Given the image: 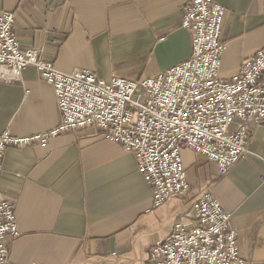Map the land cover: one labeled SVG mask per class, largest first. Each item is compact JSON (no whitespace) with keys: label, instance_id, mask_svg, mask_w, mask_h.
I'll list each match as a JSON object with an SVG mask.
<instances>
[{"label":"crops","instance_id":"0c3cea01","mask_svg":"<svg viewBox=\"0 0 264 264\" xmlns=\"http://www.w3.org/2000/svg\"><path fill=\"white\" fill-rule=\"evenodd\" d=\"M194 0H0L16 12L24 49L37 47L62 72L90 69L106 81L153 76L192 56L182 26ZM226 8L220 77L237 75L264 46V0H216ZM61 122L53 86L30 65L0 81V134L43 132ZM242 119H236V130ZM249 149L264 156V119L250 122ZM192 186L160 206L138 159L96 128L52 137L46 146L8 147L0 191L13 202L21 235L7 264H138L177 222L196 224L194 204L210 191L232 213L241 255L264 264V161L245 154L227 174L192 149L182 151Z\"/></svg>","mask_w":264,"mask_h":264},{"label":"built area","instance_id":"2783aa9c","mask_svg":"<svg viewBox=\"0 0 264 264\" xmlns=\"http://www.w3.org/2000/svg\"><path fill=\"white\" fill-rule=\"evenodd\" d=\"M225 14L216 0H194L182 11V26L193 33L189 59L150 77L116 74L106 81L90 69L62 72L39 48L24 49L15 31L16 12L1 11L0 81H20L25 68L36 66L54 88L61 122L29 135L0 134V175L8 147L46 146L52 137L86 128L98 129L137 157L155 206L192 191L184 149L215 162L222 175L245 154L264 161L249 149L250 122L264 119V46L242 62L237 75L221 78ZM238 118L243 123L232 131ZM194 210L192 228L180 220L138 264H252L240 253L232 213L212 192L201 194ZM20 235L15 204L0 191V264L10 261V239Z\"/></svg>","mask_w":264,"mask_h":264}]
</instances>
